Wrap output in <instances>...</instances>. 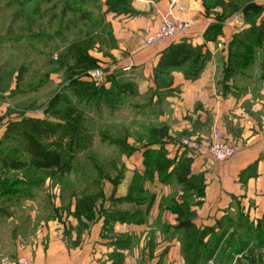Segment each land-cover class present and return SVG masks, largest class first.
I'll list each match as a JSON object with an SVG mask.
<instances>
[{"label":"crops","instance_id":"obj_1","mask_svg":"<svg viewBox=\"0 0 264 264\" xmlns=\"http://www.w3.org/2000/svg\"><path fill=\"white\" fill-rule=\"evenodd\" d=\"M113 2L104 0L88 50L116 106L137 94L139 114L154 108V127L142 121L137 139H113L126 149L124 171L90 218L50 175L5 177L1 164L0 264H187L184 223L218 230L238 213L264 216V0H128L118 10ZM166 17L194 26L147 44ZM183 42L191 56L163 64ZM216 126L237 148L226 161L169 141H208ZM162 150L170 161L159 167Z\"/></svg>","mask_w":264,"mask_h":264},{"label":"rangeland","instance_id":"obj_2","mask_svg":"<svg viewBox=\"0 0 264 264\" xmlns=\"http://www.w3.org/2000/svg\"><path fill=\"white\" fill-rule=\"evenodd\" d=\"M104 9V0H0V165L7 169L2 172L28 176L32 183L50 175L68 203L77 198L86 218L106 203V190L124 171L126 149L113 139H137L142 121L145 129L154 127V108L139 114L137 94L116 106L105 81L81 77L100 68L83 69L81 63L83 51L92 56L90 31L101 28ZM27 118L50 124L49 134L38 138L59 155V163L45 166L29 153L23 129H33ZM182 233L199 235L192 229ZM212 241L207 248L196 245V264H264V216L238 213ZM182 252L194 249L183 244Z\"/></svg>","mask_w":264,"mask_h":264},{"label":"trees","instance_id":"obj_3","mask_svg":"<svg viewBox=\"0 0 264 264\" xmlns=\"http://www.w3.org/2000/svg\"><path fill=\"white\" fill-rule=\"evenodd\" d=\"M122 2L127 3L128 0H126V1L115 0V2L112 3V9L118 10L119 6H117V4L122 3ZM253 8L260 9L254 5L247 7L248 10H251ZM193 50H194L193 46L190 44H187L186 42H183V43L179 44L178 46L174 45V47H172V49H170V51H168L164 54V56L162 57V63L167 64V65L180 64L182 61H185L186 59H188L191 56ZM82 55H83V57H82L83 61L81 63V67L83 69L98 67L97 60L94 57L90 56L86 51L85 52L83 51ZM117 87H119V85H117ZM104 91L107 93L110 91L111 96L114 93L113 88L109 91H107V90H104ZM25 122L30 123L31 128L33 129V132L30 131V129H28L27 127L26 128L24 127V129H23V135L28 140L27 150L32 155V157L36 158L38 160H42L44 162L45 166H50V165H54V164L59 163V161H60L59 155L54 153L53 151L46 149L44 144L42 143V141L38 138V137H43L45 134L46 135L49 134L50 128H51L50 124L48 122L41 121V120H35L32 118L25 119ZM54 133L55 132L53 130L52 134H54ZM180 139H181V137H173V138L169 139V141L173 142L179 146ZM158 140H159L158 142L161 145H163L164 139H158ZM149 152L151 154L155 153L154 150H150ZM159 153H161V154L159 155L158 161L161 162V164H158V166L161 167L162 162L164 163L163 165H166L170 160L166 157V154H164L163 150ZM233 217L234 216H230L225 221L220 222L219 228H222L224 226V224L226 223V221L233 219ZM190 222L191 221L189 220L188 222L184 223L185 227H182L180 230L183 231L185 229H192V230H196L199 233L198 237L188 238V242L185 244V250L191 249V248L194 249L193 254H187L185 252L186 261L188 260L190 262V264H196L195 263L196 258L201 257L200 251H196V245L198 244V245H201V247L207 248L209 245H211V243H213L212 237L215 236V234L218 230L216 228H212V227L211 228L198 229L196 227H193ZM206 236H210L207 241L205 240ZM222 237H223V235H219L218 243L221 242ZM186 247H187V249H186ZM209 253L211 256L212 252L210 251ZM205 255H206V253H205Z\"/></svg>","mask_w":264,"mask_h":264},{"label":"built area","instance_id":"obj_4","mask_svg":"<svg viewBox=\"0 0 264 264\" xmlns=\"http://www.w3.org/2000/svg\"><path fill=\"white\" fill-rule=\"evenodd\" d=\"M173 3H175V1H173ZM179 8L181 9V7ZM193 26V22L176 21L170 17H166L163 19L159 29L145 38V42L152 45L161 39L175 37L179 33L190 29ZM90 74L96 82L103 81L105 77V73L101 68L90 71ZM179 146L192 156H207L220 162L228 160L237 151L236 146L226 139L221 128L218 126L214 127L210 140L203 141L190 136L182 137L179 141ZM19 263L32 264L29 259L24 257L19 259Z\"/></svg>","mask_w":264,"mask_h":264}]
</instances>
